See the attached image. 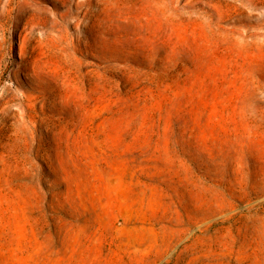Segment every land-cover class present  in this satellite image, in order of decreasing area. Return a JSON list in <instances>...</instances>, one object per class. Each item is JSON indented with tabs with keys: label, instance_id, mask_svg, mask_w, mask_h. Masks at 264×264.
Returning a JSON list of instances; mask_svg holds the SVG:
<instances>
[{
	"label": "rangeland",
	"instance_id": "374dc122",
	"mask_svg": "<svg viewBox=\"0 0 264 264\" xmlns=\"http://www.w3.org/2000/svg\"><path fill=\"white\" fill-rule=\"evenodd\" d=\"M0 264H264V0H0Z\"/></svg>",
	"mask_w": 264,
	"mask_h": 264
}]
</instances>
